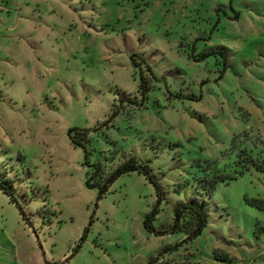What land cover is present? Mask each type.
<instances>
[{"label":"rangeland","instance_id":"374dc122","mask_svg":"<svg viewBox=\"0 0 264 264\" xmlns=\"http://www.w3.org/2000/svg\"><path fill=\"white\" fill-rule=\"evenodd\" d=\"M0 183V264H264V0H0Z\"/></svg>","mask_w":264,"mask_h":264},{"label":"trees","instance_id":"16d2710c","mask_svg":"<svg viewBox=\"0 0 264 264\" xmlns=\"http://www.w3.org/2000/svg\"><path fill=\"white\" fill-rule=\"evenodd\" d=\"M87 134V130L71 129L68 131L70 141L73 145L77 146L82 145L77 138L85 141ZM85 164L90 169L85 184L87 188L97 190L99 198L109 190L110 186L118 177L137 172L144 175L153 185L159 202L165 199L164 193L155 178L151 175L150 169L133 157L118 165L112 172H106L105 169L98 163H89L87 156ZM202 180L203 179H200L198 181L196 190L201 194L211 195L217 183L216 177L210 180L207 179V181ZM0 191L4 194H8L7 189L1 183ZM172 212L173 224L169 228V231L173 234L182 233L188 240H192L199 236L207 225V213L201 205L195 204L192 201L180 202L174 206ZM157 214L158 208H155L151 213L147 214L143 218V229L154 237L167 234L165 230H157L153 226V222L155 221ZM153 261L154 260L150 261L149 264H153Z\"/></svg>","mask_w":264,"mask_h":264}]
</instances>
